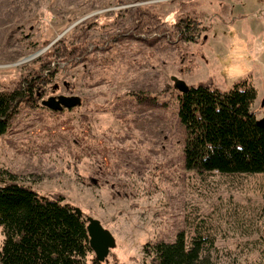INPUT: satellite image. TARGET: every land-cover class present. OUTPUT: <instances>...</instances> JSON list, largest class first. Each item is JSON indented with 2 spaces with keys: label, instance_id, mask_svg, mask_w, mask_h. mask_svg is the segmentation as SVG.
I'll return each mask as SVG.
<instances>
[{
  "label": "rangeland",
  "instance_id": "374dc122",
  "mask_svg": "<svg viewBox=\"0 0 264 264\" xmlns=\"http://www.w3.org/2000/svg\"><path fill=\"white\" fill-rule=\"evenodd\" d=\"M33 77L41 99L0 135V183L99 220L116 240L104 264H151L145 246L180 231L186 264H264V173L186 168L173 80L250 78L263 118L264 0H0V91ZM53 95L82 105L43 106Z\"/></svg>",
  "mask_w": 264,
  "mask_h": 264
},
{
  "label": "trees",
  "instance_id": "16d2710c",
  "mask_svg": "<svg viewBox=\"0 0 264 264\" xmlns=\"http://www.w3.org/2000/svg\"><path fill=\"white\" fill-rule=\"evenodd\" d=\"M191 27L189 18H182ZM14 91H0V135L10 129L21 103L41 99L35 77ZM259 96L250 78L229 90L209 82L178 92V118L186 129V168L220 174L264 173V128L253 109ZM85 216L61 195L47 196L11 179L0 183V264H104L93 256ZM151 264H186L187 237L145 246Z\"/></svg>",
  "mask_w": 264,
  "mask_h": 264
},
{
  "label": "water",
  "instance_id": "95a60500",
  "mask_svg": "<svg viewBox=\"0 0 264 264\" xmlns=\"http://www.w3.org/2000/svg\"><path fill=\"white\" fill-rule=\"evenodd\" d=\"M175 88L180 92H186L189 89V85L185 81L173 78ZM42 105L52 109L54 111H63L64 109H72L82 105V98L78 95H58L50 96L47 99L42 100ZM259 126L264 128V117L257 120ZM75 211L78 215H84L82 210L75 207ZM88 222L87 229L90 237V246L96 256V258L104 262L111 249L116 246V240L112 233L104 228L101 222L92 217H85Z\"/></svg>",
  "mask_w": 264,
  "mask_h": 264
},
{
  "label": "crops",
  "instance_id": "0c3cea01",
  "mask_svg": "<svg viewBox=\"0 0 264 264\" xmlns=\"http://www.w3.org/2000/svg\"><path fill=\"white\" fill-rule=\"evenodd\" d=\"M261 18V16H259Z\"/></svg>",
  "mask_w": 264,
  "mask_h": 264
}]
</instances>
